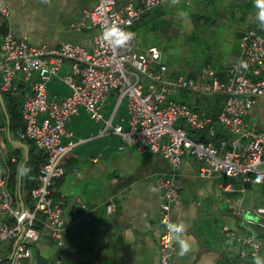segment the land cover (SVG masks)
Instances as JSON below:
<instances>
[{"label":"built area","instance_id":"1","mask_svg":"<svg viewBox=\"0 0 264 264\" xmlns=\"http://www.w3.org/2000/svg\"><path fill=\"white\" fill-rule=\"evenodd\" d=\"M166 0H141L116 4L97 0L74 26L94 28L90 47L61 41L56 46L27 42L8 30L0 34V93L16 96L23 83L28 93L20 103L22 127L19 141L30 142L43 156L35 184L29 189L30 204L13 201L8 189V172L0 166V243H12L8 264H24L32 255L30 244L44 231L56 246H62L63 207L51 191L52 182L63 173L62 158L77 144L68 137L65 123L82 109L98 123L99 135H118L138 153H160L174 171L183 157L196 163L199 177L223 178L222 189L245 192L262 185L263 199L249 208L256 222L264 224V130H254L245 115L257 98H264V27L242 32L238 39L239 59L221 75L208 66L198 76L168 75L156 47L138 51L131 44L122 49L108 47L100 38L102 27L115 23L127 31L142 14ZM8 10L0 0V21ZM241 61L247 64L241 68ZM59 73L60 76H59ZM58 81L66 94L47 90L48 81ZM15 83L17 85H15ZM115 100L104 116L109 94ZM181 94L221 97L214 112L192 108ZM123 103L125 116L118 117ZM117 117V121L116 120ZM162 188L158 221L157 264H170L164 225L171 220V203L176 188L170 178L158 181ZM238 186L235 187L234 185ZM240 199H231L228 210L242 211ZM107 213L113 204L104 207ZM222 233L236 246L239 263L258 256L261 242L254 232L237 234L226 225ZM52 264H60L55 258Z\"/></svg>","mask_w":264,"mask_h":264},{"label":"crops","instance_id":"2","mask_svg":"<svg viewBox=\"0 0 264 264\" xmlns=\"http://www.w3.org/2000/svg\"><path fill=\"white\" fill-rule=\"evenodd\" d=\"M96 1L3 0L8 16L1 31L25 36L34 45L56 46L69 41L90 47L95 29L77 28L74 24ZM115 1L118 5H137L141 0ZM255 13L252 0H178L176 4L166 0L133 22V46L138 51L156 47L168 75L196 78L202 66L221 75L239 59L238 39L242 32L262 27ZM27 93V83H23L16 102ZM3 104L11 129L8 138L0 109V166L8 172L13 201L16 197L19 202L30 204L28 187L35 178L32 165L40 167L36 163L38 156L30 142L17 139L18 105ZM263 106L264 98H257L248 115ZM216 108L218 105L213 102L209 107L213 110L207 112ZM97 129L98 123L92 122L82 109L65 123L69 136L61 141L71 139L77 144L62 158L64 173L53 180L51 187L53 197L63 207L62 246L54 245L41 231L30 244L32 255L24 264H52L55 258L60 264H157L161 232L158 211L162 200L158 181L164 178H170L176 188L171 220L186 224V237L191 244V251L179 257L178 245L173 243L170 264H240L236 246L223 236V225L237 234H257L261 242L257 257L264 260V224L256 222L249 211L255 206L250 188L243 193L224 191L225 179L197 176L196 163L189 157H183L173 171L160 153H138L118 135H99ZM25 157L30 161L29 167L24 171L23 166L18 188L17 173ZM12 164L14 183L10 182L8 167ZM231 199H240L242 211L232 214L228 210ZM107 203L113 204L110 213L104 209ZM11 253L12 243H0V264H8ZM244 264H253V259H245Z\"/></svg>","mask_w":264,"mask_h":264},{"label":"clouds","instance_id":"3","mask_svg":"<svg viewBox=\"0 0 264 264\" xmlns=\"http://www.w3.org/2000/svg\"><path fill=\"white\" fill-rule=\"evenodd\" d=\"M173 4L178 0H172ZM253 7L256 9L255 19L259 25L264 27V0H252ZM102 41L112 49H122L128 47L135 38V33L127 31L118 24L112 23L102 27L100 34ZM241 68H246L247 64L243 61L240 63ZM22 174H24L22 172ZM167 230L166 239L171 246L172 243L178 245L177 255L183 257L191 251V244L186 237V224L183 222H172L165 219L163 222ZM253 264H264V260L259 257L253 258Z\"/></svg>","mask_w":264,"mask_h":264},{"label":"trees","instance_id":"4","mask_svg":"<svg viewBox=\"0 0 264 264\" xmlns=\"http://www.w3.org/2000/svg\"><path fill=\"white\" fill-rule=\"evenodd\" d=\"M4 24H5V21L4 20L1 21V23H0V31L2 30L1 29L2 27L4 28ZM2 32L3 31H1V33ZM49 91H51L52 93H56V92H53L51 89ZM59 93L66 94V92H63V91L62 92H59ZM0 94H1V97H2L3 102H5V106H6V102L7 103H10V104H13L15 107H17V105H18L16 122H17L18 127H19L18 129L20 130L21 127H22L21 120H20V113H19L21 100H20L19 103H17L16 102L17 101V97H15L13 95H10L8 93H0ZM180 98H181V100L183 102H186L192 108L197 109V108H200L201 107V108H203L206 111L213 110V109H209V107H211V103L215 102V104H216L218 101H221V97L220 96H214V97H207V96H200V97H198V96H194V97H192L189 94H181V97ZM184 98L186 100H184ZM192 98L193 99L195 98V99L192 101ZM118 110H119V107H118ZM123 111H124V109H123ZM120 115H122V114H120ZM118 116H119V114H118ZM7 117H8V121H9V125L8 126H9V129H11V123H10V120L11 119H10V117L8 115H7ZM36 153H37V156H38L37 157L38 158V161L36 163H39V165H41L42 162H43V156L39 152H37V151H36ZM29 162L30 161H26V163L24 165L25 168H23L24 171H25V169H27L29 167ZM8 167H9V172H11L10 175H9L10 176V182H11V181L14 180L15 167H13V164L12 165H9ZM32 167H33V174H35V176H34L35 178H34V181L31 183V185L28 187L29 189L35 184V182H36V175L38 173V169L35 166V164H33ZM12 183H14V181Z\"/></svg>","mask_w":264,"mask_h":264},{"label":"rangeland","instance_id":"5","mask_svg":"<svg viewBox=\"0 0 264 264\" xmlns=\"http://www.w3.org/2000/svg\"><path fill=\"white\" fill-rule=\"evenodd\" d=\"M61 73H59L60 76ZM48 92L51 89L53 92H60V91H64V92H68V89L62 85L59 81H58V77H53L51 78L48 83ZM115 100V97L113 96V94H109L105 100V104H104V108L102 109V113L104 114V116L107 114V112L110 110L113 101ZM184 100H186L184 98ZM218 106L221 104V101H218L216 103ZM123 103L121 104V106L119 107V110L117 112V115L122 114V116H125V113L123 111ZM262 110H258L256 111V113H254L253 115L249 116L248 113L245 115V118L251 122L254 123V130H264V106L262 107ZM251 197L252 200L254 202L255 205H258L260 203V201L263 199V195H262V185H255L254 187L251 188Z\"/></svg>","mask_w":264,"mask_h":264},{"label":"water","instance_id":"6","mask_svg":"<svg viewBox=\"0 0 264 264\" xmlns=\"http://www.w3.org/2000/svg\"><path fill=\"white\" fill-rule=\"evenodd\" d=\"M0 109L2 111V114H3L4 118H5L6 136L8 137L9 121H8V117H7V114H6V111H5V107H4V104H3V101H2L1 94H0ZM26 161H27V157H25L23 159V161L20 164L19 169H18V173H17V186H18V188H19V183H20V178H21V171H22V168L25 165Z\"/></svg>","mask_w":264,"mask_h":264}]
</instances>
